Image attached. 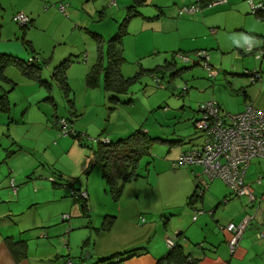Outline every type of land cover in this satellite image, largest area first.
<instances>
[{
	"label": "rangeland",
	"instance_id": "obj_1",
	"mask_svg": "<svg viewBox=\"0 0 264 264\" xmlns=\"http://www.w3.org/2000/svg\"><path fill=\"white\" fill-rule=\"evenodd\" d=\"M129 1L46 2L51 10L38 15L35 25L30 27V24L25 29L24 37L18 23L14 20L8 22L19 34L4 41L20 46L24 59L29 56L28 60L41 61L40 76L44 81L27 78L12 66L6 69L7 76L15 82L13 89L9 84L4 85L8 89L4 92L14 118L4 112L6 126L0 130L1 157L5 153L12 157L10 149H17L21 144L26 146L20 153L22 156L15 159H23L19 168L25 169L33 164L40 169L37 163L42 162L46 166L42 180L57 193L66 191L69 194L73 188L70 184L74 188L82 185L81 191L87 194L84 188L89 189L92 198L87 207L96 221L115 202L101 176V164L92 161L98 140L114 141L136 129L146 131L152 139L150 150L140 157L136 171L140 177L134 182L141 184L140 180L147 177L144 178L147 186L143 188L148 190V196L144 203L154 204L155 198L156 204L164 205L177 201L176 186L185 183L182 166L173 164L179 151L203 141L202 133L193 125L199 117L198 107L206 101H215L222 112L239 113L246 103L243 91L252 102L257 100L264 105V55L256 58L254 54L262 49L249 51L246 44L238 46L236 42L240 38L236 35L227 37L231 32L228 27L217 33L208 26L203 30L202 25L191 21L201 11L216 5L201 7L195 13H179L180 8L192 5L188 3L194 0H146L142 3L146 5L138 9L139 14L129 19L127 33L121 39L124 61L120 68L125 78L132 77L133 80L127 91L118 95L117 101L109 99L103 86V75L95 86L87 85L86 73L100 54L105 56L106 43L122 23ZM61 5L64 11L60 10ZM157 6L162 7V19L154 17L159 10ZM248 12V16H252L259 10L253 12L249 8ZM227 18V14L219 16L225 23ZM11 26H5L10 33ZM29 37L34 39V50L32 44L26 43ZM197 49L207 52L208 61L217 72L214 77L208 76L200 60L195 63ZM185 55L191 61L184 62L181 56ZM63 56L69 57L64 69L67 90L52 77L54 66ZM167 61L174 63V69H181L172 79L166 71L162 74L159 70ZM252 71L254 75L245 74ZM127 99L131 101L127 102ZM61 118L67 120L74 136L60 134V123L56 120ZM54 170L61 175V178L56 176L59 184H52L49 178ZM128 186L125 187L124 201ZM202 188L205 190L207 186ZM39 196L44 198L41 194ZM77 201L75 206L82 218V204L78 198ZM136 204L142 206V203ZM84 237L81 230V242ZM74 260L79 263V255Z\"/></svg>",
	"mask_w": 264,
	"mask_h": 264
},
{
	"label": "crops",
	"instance_id": "obj_2",
	"mask_svg": "<svg viewBox=\"0 0 264 264\" xmlns=\"http://www.w3.org/2000/svg\"><path fill=\"white\" fill-rule=\"evenodd\" d=\"M50 1L56 3L61 0ZM50 1L0 0V54L28 60L29 56L23 58L25 55L20 46L5 44L6 38L10 41L13 36L17 37L19 34L16 27H12L8 22L13 21L15 14L24 13L31 20L30 27H32L35 25L36 17L49 9L46 2L50 4ZM71 1L81 4L76 3L79 0ZM207 1L202 0L199 3L205 4ZM252 1L254 4L264 3V0ZM193 2L188 4H194ZM132 3L133 0H130L129 4ZM161 8L157 6L159 10L155 18L162 19ZM249 8L246 0H225L215 7L201 11L191 21L202 25L203 30L208 26L217 33L223 32L228 27L231 32L227 37L232 38L236 35L240 38L236 42L238 46L243 47L251 42L253 49H262L264 55V4L263 9L252 16H248ZM226 14L228 18L225 23L219 19V16ZM6 25L12 27L11 33L7 28L5 29ZM25 29L22 27L19 29L23 37ZM29 39L31 41L28 40V43L32 44L34 50V39L32 37ZM68 58L63 56L58 61L60 63ZM35 62L41 63L39 60ZM9 66L18 69L14 65H7L0 72V130L4 125L6 126L4 112L14 118L10 110V102L8 104L9 99L5 96V90L8 89L4 87L6 83L13 89L12 86L15 84L6 74ZM165 71L170 76L172 71L169 69ZM243 98L246 103H252L255 108L264 111V105L257 100L252 102L246 91H243ZM201 145L202 143L190 148ZM19 146L17 149H10L11 152L14 151V154H10L12 157L5 153L2 158L0 153V264H64L68 258L72 260V264H81V262L76 263L74 257L85 248L89 250L91 261L126 250L142 248L138 254L115 264H264V159L253 158L243 175L244 183L249 185L254 195L253 200L248 196L231 197L228 187L221 179L209 180L200 166L186 165L182 166L183 168L179 166L185 183L180 182L176 186L177 201L162 205L156 204L154 198V204H145L148 190H144L143 186L146 185L147 177H143V180H140L141 184H138L140 182H134L139 180L140 176L137 174V177H131L123 184L120 194L116 198L113 197L115 201L113 206L105 209L96 221L92 218L93 213L90 214V210H84L82 206L84 216L81 218V213L75 206L78 201L70 199L66 191L57 193L49 188L47 182L42 180L45 164L37 163L40 169L33 164L20 169L23 159H15L22 156L20 153H23L26 146L22 144ZM182 150L179 153L185 151ZM9 177L15 181L17 186L15 192L9 188ZM259 177L261 181L257 184L256 179ZM127 185L129 188L126 189V201H124ZM204 185L207 188L203 190L201 200L188 204V196ZM78 187L82 189V185L79 184ZM84 190H87L88 202L91 203L92 194L89 195V189L84 188ZM40 194L44 198L40 197ZM137 202L142 203V206L136 204ZM200 210L203 212L197 213ZM62 214H69V220L63 221ZM195 214L197 217L193 220ZM247 215L251 216V220L239 239L234 253L230 254L227 246L229 234L220 226L230 222H240ZM102 224L105 225L106 230L101 229ZM69 228L70 231L65 235ZM81 230L85 236L82 240H87L83 249H81L83 242H81ZM258 233H262L263 236L258 237ZM173 236H178L175 240L181 253L168 256L171 250L165 240ZM19 241L25 244V251L23 255L16 257L10 245ZM181 256L192 259V262L186 263V260L181 262Z\"/></svg>",
	"mask_w": 264,
	"mask_h": 264
},
{
	"label": "built area",
	"instance_id": "obj_3",
	"mask_svg": "<svg viewBox=\"0 0 264 264\" xmlns=\"http://www.w3.org/2000/svg\"><path fill=\"white\" fill-rule=\"evenodd\" d=\"M251 11L263 9V2L254 4L252 0H247ZM225 2V0H211L207 2V6H215ZM199 4L184 6L179 9V13H195L201 9ZM60 10L64 11V6H60ZM13 20L20 26H27L30 19L24 13H17L13 16ZM214 32V29H211ZM247 50L253 51V46L247 44ZM256 58L263 55V51L254 53ZM197 61L208 71L209 76L214 77L216 71L212 69L208 62V54L205 50H197L195 52ZM184 62L191 61L188 55L181 56ZM34 60V59H33ZM29 61H32L29 59ZM253 74L245 72V74ZM158 80V78H156ZM161 86V85H160ZM197 112L199 117L195 119V128L203 134V142L200 147L190 148L179 153L174 166L197 165L203 169V173L212 180L220 178L228 187L232 197L248 196L253 200L254 195L249 187L243 181L245 169L248 167L253 158L264 159V111L255 108L252 103L245 104L242 111L236 114L224 113L215 101H206L202 103ZM59 130L61 135L71 133L68 128L67 121L63 118L59 120ZM11 180L13 190L14 181ZM259 177L257 182L260 183ZM81 199H86V192H77L74 194ZM264 196V193H263ZM203 211H197L202 213ZM64 218H69L64 215ZM197 215L193 216L195 220ZM251 220V216H245L240 222H230L220 228L229 234L227 246L230 254H233L239 239L241 238L247 224ZM262 237V233L257 234ZM169 248L176 245L175 236L167 237L165 240ZM192 259L187 258L186 263H191ZM65 264H71L68 260Z\"/></svg>",
	"mask_w": 264,
	"mask_h": 264
},
{
	"label": "trees",
	"instance_id": "obj_4",
	"mask_svg": "<svg viewBox=\"0 0 264 264\" xmlns=\"http://www.w3.org/2000/svg\"><path fill=\"white\" fill-rule=\"evenodd\" d=\"M209 1L211 0H208L207 2ZM144 2L145 0H133V3L129 4L126 7V13H125L122 23L119 24V27L116 33L112 37H110L106 43L107 48H106L105 56L100 54L97 61L91 65L90 69L86 73V83L89 86H95L99 80L100 75H103L104 89L107 92L109 99L113 101H117V99H119L118 95L125 93L127 91L128 86L131 84L133 80L132 77L125 78L121 74L120 65L124 61V57L122 54L121 39L127 33V30H126L127 22L129 21L131 17H134L139 14L138 9L145 5V4H142ZM199 2H202V0H197V3ZM206 3L199 4V5L202 7H205L208 5ZM255 14H258V13L256 12ZM30 24H31V20L27 26H21V27L27 28L29 27ZM26 43H28V41H26ZM100 50H101V47H100ZM103 58H104V61L102 60ZM66 62H69V59H65L62 62H60L57 66L54 67V71L52 72V77L57 79L58 82L62 84V87L65 90L68 89V85H67L66 77H65V71H64ZM195 63H198V61ZM173 64L174 63H171L170 61L166 62L163 65V68L159 69L161 70L160 72L164 73L163 71L169 69L172 71L170 76L175 75L181 69H174L175 66ZM7 65H14L27 78L38 79L41 82L44 81L40 76L41 70H42L41 63H36L35 58L32 61H29V60L24 61V60L18 59L15 56L0 54V72ZM209 65L212 67L210 63ZM156 70L158 71V69ZM3 98L4 96L1 98V100ZM130 101L131 99H129L127 102H130ZM59 120L57 119L56 121H59ZM194 121H193V125H194ZM71 134L73 135L74 132L72 131ZM77 135L75 137H77ZM151 141L152 139L148 136L147 132L143 131L142 129H136L135 131L131 132L129 135L124 136V137H119L117 140H114V141L111 139L98 140V145L93 152L92 161H93V164L94 163L101 164V176L104 182L109 186V189L113 197L116 198L120 194L122 186L127 180L131 179V177H137L136 171H137L139 159L142 155L149 153ZM11 154H14V151L11 152ZM56 176H58V178H61V175L57 171L54 170L53 176L52 175L49 176L52 184H59V182H57L58 178L56 179ZM10 179H13V178L9 177L8 179L9 188H11L13 192H15L17 189V186L13 179L14 187H15V190H13ZM213 179H216V178H213ZM70 185L73 187L71 188L70 193H69L71 198L73 200H77L78 198L81 201V204H82L81 206L83 207V209L88 210V207H87L88 195L86 199H81L78 196L74 195L77 192L81 193V192H86V191H81V188L79 187L74 188L72 184ZM202 196H203V188L201 187V188H198L197 191H193L188 196L187 203L192 204L196 201H199L201 200ZM64 215H68L70 218L69 214H62L61 219L63 221L69 220V218H64L63 217ZM104 224L106 225V223ZM104 224H102L101 229L106 230ZM70 229L71 228H69L66 231L65 235L68 234ZM177 237L178 236H175V239ZM86 242L87 240H83L81 249L85 247L84 244H86ZM177 246L178 245L176 242V245L173 248H170L171 251L169 252L168 256H173V255H176L177 253H181L180 248ZM10 249L13 252V254L16 257H18L20 255H23L25 251V244L21 241L14 242L10 245ZM141 249L142 248H134V249L120 252V253L111 254L110 256L100 257L93 261H90V263H87L88 262L87 259L90 258V256L87 259H84L82 255L84 250H82L81 253L79 254V259H80L81 264H115L121 261L122 259L138 254ZM187 258L188 257L186 256H183V257L181 256L180 261L185 262ZM68 260L72 264V260L70 258L66 259L64 264Z\"/></svg>",
	"mask_w": 264,
	"mask_h": 264
},
{
	"label": "water",
	"instance_id": "obj_5",
	"mask_svg": "<svg viewBox=\"0 0 264 264\" xmlns=\"http://www.w3.org/2000/svg\"><path fill=\"white\" fill-rule=\"evenodd\" d=\"M88 257H89V251H88V250H86V252H85V254H84L83 258H84V259H87Z\"/></svg>",
	"mask_w": 264,
	"mask_h": 264
}]
</instances>
